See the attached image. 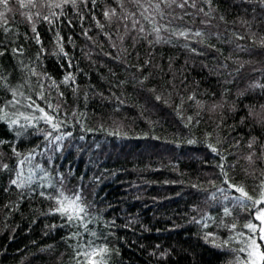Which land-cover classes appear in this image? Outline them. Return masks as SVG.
<instances>
[{"label": "trees", "instance_id": "1", "mask_svg": "<svg viewBox=\"0 0 264 264\" xmlns=\"http://www.w3.org/2000/svg\"><path fill=\"white\" fill-rule=\"evenodd\" d=\"M124 3L127 10H136L129 0ZM195 4L169 10L174 17L183 16L172 26L204 35L169 43H153L152 35L141 38L131 20L119 18L124 10L116 0L78 2L65 6L56 23L37 22L39 44L19 15L9 20L11 31L0 28V76L13 88L25 84L26 94L37 77L29 80L25 65L42 74L46 88L55 81L59 88L48 89L46 98L61 105V118L67 119L62 131L72 133L57 148L33 129L18 137L15 128L0 121V264H76L75 251L84 241L71 238L77 226L52 214L54 201L46 198L55 194L48 185L59 187L60 176L68 188L79 187L92 205L96 219L89 228L106 236L104 242L113 250L108 264H237L246 255L233 251L243 245L240 237H232L247 235L243 226L250 221L259 224L254 210L208 198L227 187L217 167L221 163L231 183L259 196L256 186L264 170V161L256 159L264 154V47L259 43L264 3ZM111 8L117 16L109 21L103 13ZM141 23L150 31L147 22ZM67 75L75 77V85L62 83ZM2 85L0 80V101L12 99ZM193 95L195 101L189 100ZM252 153L255 164L245 159ZM18 173L23 188L11 183ZM225 204L232 208L231 216L224 215ZM232 223L235 231L225 226ZM207 233L212 236L206 239ZM225 241L227 246H221Z\"/></svg>", "mask_w": 264, "mask_h": 264}, {"label": "snow or ice", "instance_id": "2", "mask_svg": "<svg viewBox=\"0 0 264 264\" xmlns=\"http://www.w3.org/2000/svg\"><path fill=\"white\" fill-rule=\"evenodd\" d=\"M78 2L87 5L88 0H0V28H3L5 33L11 31L8 27L9 20H14L15 15H19L22 17L21 22L26 21L31 25V31L35 34V40L39 44L41 41L39 39L36 23L39 21H46L49 24L56 23L59 17L63 15L65 6L70 5L76 7ZM205 2L210 4L211 0H205ZM92 3L94 5L95 0H92ZM116 3L124 10L123 16L119 18L131 20L132 29L142 34L141 38L147 39L148 35L154 36L153 43H160L162 41L164 43H169L172 38H183L188 40L190 36L202 37L204 35L200 30L193 32L190 28L179 29L172 26L174 19L182 20L183 16L174 17L172 11L169 10H183L186 6L195 8V0H193L191 4H189V0H129V3L136 9L135 11L127 10L124 0H116ZM261 3H264V0H261ZM200 11L203 12V9H200ZM103 16L110 21L114 16H117L116 8L104 11ZM137 17H139V19ZM141 20L147 22L150 31L145 29ZM97 24L103 27L99 25L98 21ZM138 25L139 27L137 28ZM162 32L168 34L167 39L161 35ZM60 39L62 38L58 37V44L60 43ZM259 43L261 47H264V37L260 38ZM187 46L188 45H185V47ZM237 47L239 48L241 46L238 45ZM191 50L194 52L196 51L195 49ZM12 51L19 52L21 50L13 49ZM60 52L67 55V53H64L62 46L60 47ZM0 55H4V53L0 52ZM147 63L148 61H145V64ZM25 67L28 68L30 73L28 77L29 80L31 77H37L34 84L27 85L29 89L28 94L24 91L25 84L13 88L8 85L6 77L0 76V80L3 81L2 86L7 88L12 96L10 100L0 101V121H4L15 128L18 137L23 136L29 129H33L37 134H42L49 145L55 144L57 148H59L61 142L72 135L71 132L62 131L63 127H67V119L61 118V105L59 103L54 105L46 98L48 89L52 87L59 88V85L56 84L55 81H51V77H47V79L51 81V84L46 88L42 79V74L38 73L33 66L25 65ZM139 70L142 69H138V71ZM147 78L148 77L145 76L144 80ZM62 83H71L75 85V77L67 75L64 77ZM140 83H143V81H140ZM261 87H264V85ZM37 88L39 91H36ZM151 91L154 92L155 89ZM32 93H35L36 99H33ZM60 95L62 96L63 93H60ZM155 98L156 100H160L161 96L157 95ZM188 99L195 101V96H189ZM37 100L43 101L44 106L37 103ZM120 102L123 103V101ZM165 103H167V101H165ZM183 103L184 101L181 100V107ZM196 103L198 105L200 104L199 101H196ZM200 106L202 107V105ZM75 115L76 113L74 112L73 116ZM198 115L199 113H197V116ZM64 116L66 117L67 114L65 113ZM186 119L188 122H191L193 117L188 116ZM41 124L46 125L47 130L41 127ZM80 139H84V137L81 136ZM0 143H3V141H0ZM188 143H195V141H188ZM208 147L212 152L217 153V155L220 154V150L213 144H208ZM251 147L252 144L250 143L249 148ZM13 152L18 156L20 155L14 147ZM32 156L33 154L30 153L26 159L30 161ZM254 156L255 153H252L246 156L245 159L249 164H255L256 160ZM223 159L226 160L227 157H223ZM256 159L264 161V154L256 157ZM20 163L23 164L24 161H20ZM3 167L7 168V165H3ZM217 167L221 169L222 175L225 177L224 184L227 185V187L219 188L217 192L210 193L208 199L211 202L218 203L231 201L233 207L254 210V212H252L253 219L259 221V224L250 221L243 226L248 230L247 235L243 232H237L235 236L232 237V239L240 237L243 245L239 249H234L233 251L246 254L243 258H237V264H261V262H264V251L261 250V245L264 244V207H261V205H264V170H261L258 177L259 183L256 186L259 189V196L258 198H254L243 185L231 183L227 179L228 173L224 170L223 163L217 165ZM39 171L47 176L46 170L39 168ZM20 175L21 174L18 173L17 179L12 180L11 183L23 188L25 182L21 180L18 183ZM32 175H35V173H32ZM31 179L32 176L30 175L28 177L29 183ZM40 186L43 187V185ZM213 186L215 187V185ZM48 187L53 188V192L55 193L54 195L48 194L46 197L54 201L55 207L52 209V214L61 216L69 225L77 226L78 231L71 233V238L84 241L75 251L76 264H108L113 250L104 242L106 236L103 233H97L89 228V225L93 224L96 218L91 214L92 205L86 201L82 190L79 187L75 189L68 188L64 183L63 176L59 177V187L52 184H49ZM193 187L198 186L193 185ZM204 191L207 190L204 189ZM232 193H235V195H232ZM40 195H46V193L41 192ZM223 213L225 216H231L232 208L225 204ZM193 220L195 221V217ZM225 226L229 227L232 231H235L237 227L235 223ZM85 234L90 235L91 239L85 241ZM211 236L212 233L205 234L206 239ZM221 246H227V241Z\"/></svg>", "mask_w": 264, "mask_h": 264}]
</instances>
